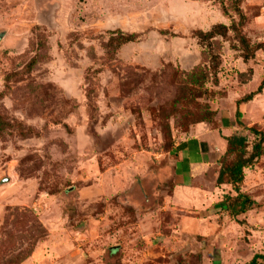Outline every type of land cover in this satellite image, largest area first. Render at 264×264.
<instances>
[{
	"label": "rangeland",
	"instance_id": "obj_1",
	"mask_svg": "<svg viewBox=\"0 0 264 264\" xmlns=\"http://www.w3.org/2000/svg\"><path fill=\"white\" fill-rule=\"evenodd\" d=\"M241 7L247 38L264 43V0ZM238 20L233 0H0V264H246L264 254V152L245 178L262 209L246 217H219L223 202L215 219L197 204L180 211L173 194L183 140L206 153L196 137L208 135L219 163L227 136H247L251 150L260 137L248 128L264 135V90L241 105L244 127L236 117L264 77V52L246 63L221 37L218 84L192 105L213 120L188 132L181 114L167 116L175 83L161 70L208 67L192 31ZM116 29L142 37L109 61L103 44Z\"/></svg>",
	"mask_w": 264,
	"mask_h": 264
},
{
	"label": "trees",
	"instance_id": "obj_2",
	"mask_svg": "<svg viewBox=\"0 0 264 264\" xmlns=\"http://www.w3.org/2000/svg\"><path fill=\"white\" fill-rule=\"evenodd\" d=\"M242 2L243 0H233V9L239 20L233 21L230 26L217 23L208 31L198 29L192 31V38L197 39L200 46L204 48L202 56L205 60L204 62L209 63L208 67L198 65L192 70L186 71L179 70V66H170L168 69L161 70L162 74H167L166 77L169 75L170 83H175V87L173 86L174 93L172 99L168 101L166 109L167 116L170 117L172 115L181 114L182 117H180L179 125L185 126L186 131L197 124L211 122L215 117L213 111L207 110L205 113L197 112L193 110L192 105H195L197 100L208 92L206 85L209 82H213L216 85L218 84V74L222 64V55L220 51L221 45L217 38L221 37L224 40H230L232 42V47L237 51H241V57L246 63L254 60L259 51L264 52V43H252L244 33L247 16L244 14L241 7ZM222 10L225 14L227 13L225 5L222 6ZM230 32H233V36H230ZM161 33L168 34L167 31H161ZM107 34L108 37L107 40L104 41L103 48L109 61L116 59L118 52L123 46L136 43L142 37L141 33L125 32L121 29L110 30ZM38 62V57L33 58L27 65V71L31 72ZM178 73L179 77L176 80ZM15 74L16 73H14V75ZM157 74L159 75L160 72ZM243 77H245L244 73H241L240 82L246 83ZM263 90L264 77L256 91L244 96L237 102L236 117L239 126L244 127L241 122V118L243 117V113L240 110L241 105L251 102L256 96L261 95ZM248 129L252 134L260 137L258 142L253 145L252 149L250 150L249 148L250 145L247 136L239 134L227 136L226 150L219 161L220 168L218 170L216 185L219 188L224 186L231 188V190L223 196V203L225 204V210L234 219L262 207L261 204L253 200L250 194L242 190V185L246 178V171L255 167L257 161L262 157L264 152V135L258 134L255 127ZM164 130L166 138H169V126L166 125ZM26 135L31 137L33 134L24 132V136ZM185 148L186 144H182L177 148L178 154ZM246 264H264V254L256 253Z\"/></svg>",
	"mask_w": 264,
	"mask_h": 264
},
{
	"label": "crops",
	"instance_id": "obj_3",
	"mask_svg": "<svg viewBox=\"0 0 264 264\" xmlns=\"http://www.w3.org/2000/svg\"><path fill=\"white\" fill-rule=\"evenodd\" d=\"M197 129L202 130V126L198 125ZM198 137L196 138L199 140V143L201 145V139H205V141H207V143L210 145L209 147H211L212 149H210V151L206 153L204 150L200 151V149L196 151L195 148H192L189 140H183V142L178 144V148L182 144H186V148L179 152L180 154H183V158L180 161L181 165L176 176V186L173 194L175 199L178 200L177 206L179 207L180 211L186 210V212H189L190 210L194 209V204H197L199 205L201 211L204 210V212L208 213V217L210 216L209 218L215 219L216 215L214 213L213 215H211V211L215 209L216 204L220 205L222 202H224L223 196L228 193L231 188L228 186H224L222 188L217 187L216 181L220 165L218 163V160L214 163L215 160L213 156H217L216 154L218 153L215 152V147L214 145H212L213 142L207 140L208 135L203 136L202 134H200V136ZM192 152L196 154L193 155ZM214 170H217V172H215ZM212 173L214 178L212 180H209L208 176L212 175ZM245 184L246 182L244 181L242 190L250 194L253 200L257 201L260 204V200H257V198L253 196L250 191L246 190ZM225 188L227 190H225ZM223 208L219 210V212H221L218 213L219 217L225 216L226 219L232 220L233 217H231L225 210V208ZM259 209L262 208L260 207L256 210ZM249 213L239 216L237 219H240V217H246L249 215Z\"/></svg>",
	"mask_w": 264,
	"mask_h": 264
}]
</instances>
